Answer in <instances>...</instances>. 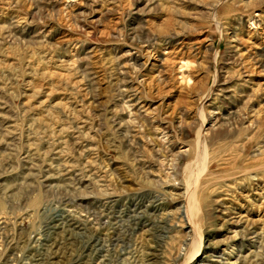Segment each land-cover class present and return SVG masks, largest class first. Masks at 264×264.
Returning a JSON list of instances; mask_svg holds the SVG:
<instances>
[{
  "label": "rangeland",
  "instance_id": "1",
  "mask_svg": "<svg viewBox=\"0 0 264 264\" xmlns=\"http://www.w3.org/2000/svg\"><path fill=\"white\" fill-rule=\"evenodd\" d=\"M263 79L264 0H0V264H264Z\"/></svg>",
  "mask_w": 264,
  "mask_h": 264
},
{
  "label": "bare ground",
  "instance_id": "2",
  "mask_svg": "<svg viewBox=\"0 0 264 264\" xmlns=\"http://www.w3.org/2000/svg\"><path fill=\"white\" fill-rule=\"evenodd\" d=\"M257 15V14H256ZM177 33V32H176ZM230 42H232L231 43V46L230 47H232L233 49H234V51H235V53H238V55L240 56V57H242V51H241V48L239 47V44L240 43H237V39L236 38H232V39H230ZM247 55V54H246ZM168 61V60H167ZM160 63V62H159ZM158 63V64H159ZM248 68V67H247ZM247 73V72H246ZM249 74H251L250 72L248 73V75ZM248 78V77H247ZM251 78V77H250ZM246 79V78H245ZM244 82H246V80L244 81ZM251 86V85H250ZM258 87L257 88H253L252 89V91H254V92H256V91H259V90H264V79H263V81H261V82H259V85H257ZM246 88V87H245ZM249 88V87H248ZM249 92V91H248ZM254 94V93H253ZM252 95V94H251ZM253 98V97H252ZM262 99V98H261ZM249 101H250V99H249ZM247 102V101H246ZM260 103V102H259ZM262 107H264V106H259V108H251L250 109V113H249V117H250V124H252L253 123V120H254V118H255V120H260L261 118H260V114H261V112L263 111L262 110ZM264 120V119H263ZM82 123V122H81ZM256 126V125H255ZM9 130V129H8ZM11 130V129H10ZM11 132V131H10ZM200 133V132H199ZM202 135L203 134H201L200 133V135L198 136V140H202L203 139V137H202ZM57 143V142H56ZM203 152V158L205 159L204 161H205V163L202 165V166H200L201 168H204V166H206V165H208L209 164V162L211 163L212 161H213V159L215 158V157H212V158H210V156H209V153H206L205 152V150L204 151H202ZM249 166H251V163L247 166V169H251V167H249ZM245 169V168H244ZM247 169H245V170H247ZM212 175H213V173L211 172V171H208L207 172V174H206V180H204L203 182H202V187L205 185V184H210V183H212V182H210V180H211V178H212ZM64 177H66V175L64 176ZM62 180H63V178H62ZM194 179H192V180H190L189 181V183L187 184V187H186V189L185 190H189V189H191V188H194V186H195V184H196V179L193 181ZM173 196V195H172ZM184 214H185V216H186V218L187 217H190V215L187 213V210L186 211H184ZM73 218V217H72ZM60 226V225H59ZM66 226V225H65ZM68 227V226H67ZM191 228H192V226H191ZM66 229V228H65ZM57 230V229H56ZM78 231V230H77ZM46 237V236H45ZM67 237V236H66ZM69 241V240H68ZM84 241V240H83ZM92 241V240H91ZM198 241H195L194 243H193V253L192 254H195V253H197L198 252V249H199V243H197ZM45 243V242H44ZM69 244V243H68ZM87 244V243H86ZM85 246V245H84ZM82 248V247H81ZM97 248V247H96ZM81 250V249H80ZM191 256V255H190ZM33 258V257H32Z\"/></svg>",
  "mask_w": 264,
  "mask_h": 264
}]
</instances>
